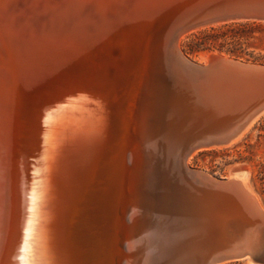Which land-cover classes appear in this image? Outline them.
<instances>
[{
  "label": "bare ground",
  "instance_id": "bare-ground-1",
  "mask_svg": "<svg viewBox=\"0 0 264 264\" xmlns=\"http://www.w3.org/2000/svg\"><path fill=\"white\" fill-rule=\"evenodd\" d=\"M225 1L0 0V264H197L220 216L183 155L264 85L191 75L167 37Z\"/></svg>",
  "mask_w": 264,
  "mask_h": 264
},
{
  "label": "water",
  "instance_id": "water-1",
  "mask_svg": "<svg viewBox=\"0 0 264 264\" xmlns=\"http://www.w3.org/2000/svg\"><path fill=\"white\" fill-rule=\"evenodd\" d=\"M188 1L183 3L182 11L192 8L188 4L193 0ZM229 21H264V0H227L177 24L167 37L168 52L174 64L194 76L220 75L264 85V65L244 63L220 55H209L204 64H197L179 51L178 43L185 34L205 25ZM263 114L264 102L222 132L198 139L187 148L183 163L196 150L230 145ZM187 173L198 188L215 195L207 201L220 216L216 226L205 228L210 238L202 241L203 249L197 264H221L237 260L264 264V214L238 187L234 181L235 171L230 173L228 179L214 178L194 170ZM229 226L236 229L235 235L227 234ZM124 263L122 261L121 264Z\"/></svg>",
  "mask_w": 264,
  "mask_h": 264
},
{
  "label": "rangeland",
  "instance_id": "rangeland-1",
  "mask_svg": "<svg viewBox=\"0 0 264 264\" xmlns=\"http://www.w3.org/2000/svg\"><path fill=\"white\" fill-rule=\"evenodd\" d=\"M201 41H206V48L196 45ZM211 41L223 47L216 50L210 46ZM188 46L194 48L193 53H189ZM180 51L197 64H204V54L217 53L244 63L264 65V21H229L199 27L181 37ZM247 130L230 146L196 150L189 156L187 165L191 170L218 179H228L232 171H248L251 191L264 209V114ZM221 264L244 263L237 260Z\"/></svg>",
  "mask_w": 264,
  "mask_h": 264
},
{
  "label": "trees",
  "instance_id": "trees-1",
  "mask_svg": "<svg viewBox=\"0 0 264 264\" xmlns=\"http://www.w3.org/2000/svg\"><path fill=\"white\" fill-rule=\"evenodd\" d=\"M206 44V41H201L200 43H196V45L199 47V46H202L203 48H206L205 45ZM211 47L212 48H215L216 50H220L222 47H223V44L219 43L217 44L215 41H211L210 43ZM188 51L189 53H193L194 51V48L192 46H188Z\"/></svg>",
  "mask_w": 264,
  "mask_h": 264
}]
</instances>
